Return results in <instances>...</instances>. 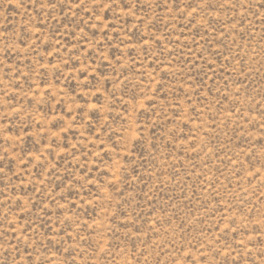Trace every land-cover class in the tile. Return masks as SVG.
Returning <instances> with one entry per match:
<instances>
[{"label":"rangeland","instance_id":"obj_1","mask_svg":"<svg viewBox=\"0 0 264 264\" xmlns=\"http://www.w3.org/2000/svg\"><path fill=\"white\" fill-rule=\"evenodd\" d=\"M0 264H264V0H0Z\"/></svg>","mask_w":264,"mask_h":264}]
</instances>
